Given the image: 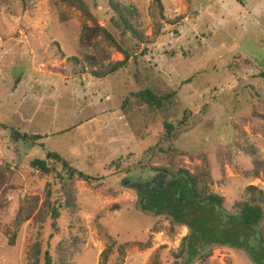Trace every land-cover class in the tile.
Returning <instances> with one entry per match:
<instances>
[{"label":"rangeland","instance_id":"obj_1","mask_svg":"<svg viewBox=\"0 0 264 264\" xmlns=\"http://www.w3.org/2000/svg\"><path fill=\"white\" fill-rule=\"evenodd\" d=\"M118 1L141 14L149 43L140 45L115 29L107 0H82L85 14L61 0H0V264H28L37 241L56 260L62 244L70 264H100L108 237L130 244L124 264H150L159 249L163 264H264V246L233 210L248 185L264 190V172L254 178V159L243 151L253 148L264 164V0H160L168 23L158 36L153 0ZM95 26L119 47L102 37L92 48L82 47L84 29ZM98 42L110 56L106 63L124 60L121 50L127 51L128 67L113 77H92L85 57L98 52ZM145 89L175 95L158 113L135 99L123 105ZM187 112L190 128L172 145L188 155L172 160L156 146L164 123L174 124ZM11 128L42 139L16 141ZM47 151L100 180L75 183L77 208L62 214L52 238L51 219L41 225L35 218L48 186L55 198L60 187L30 167ZM172 163L189 170L205 163L212 192L226 200L224 209H185L190 237L198 238L192 248L200 252L207 245L208 253L194 260L189 252L178 256L189 230H171L168 218L146 211L131 189L139 176L127 178L142 164ZM154 175H145L144 187L166 185ZM6 229L15 238L12 247ZM229 240L234 246L224 244ZM148 241L149 249L134 246Z\"/></svg>","mask_w":264,"mask_h":264},{"label":"trees","instance_id":"obj_2","mask_svg":"<svg viewBox=\"0 0 264 264\" xmlns=\"http://www.w3.org/2000/svg\"><path fill=\"white\" fill-rule=\"evenodd\" d=\"M61 1L67 3L70 6H77L84 14L86 12L82 0ZM107 1H109V7L112 12L111 23L115 29H117L123 36L135 40L136 43L140 45L149 43L148 37L142 29L143 22L141 19V14L136 8L131 5H125L118 0ZM150 10L151 16L155 23L153 35L158 36L164 27L163 25L168 23L166 22L165 14L163 13V4L160 0H153L150 5ZM98 37H102L104 41L108 43L107 45L115 44L113 45L115 48L119 47L113 36L106 29L101 28L100 26H95L94 28L86 27L84 29L80 41L81 46L84 48L91 47L93 44L92 42ZM94 48L97 49L98 52L94 53V55L85 57V60L87 61L86 67H88L89 74H91L92 77L97 79L113 77L128 67L131 56L127 51L121 50L124 55V60L114 63H106L110 60V56L105 50H102L101 44L99 42L95 43ZM71 61L77 60L72 59ZM86 67H84V72L87 71ZM174 95V92H170L165 95H158L151 89H145L132 93L124 100L123 105H126L131 99H135L140 105H143L149 109L150 112L158 113L164 110V104H166L168 100H170ZM190 117L191 114L187 112L182 119L174 124L164 123V132L161 135L162 137L160 144L156 146V148L158 147L160 152L170 156L172 160L188 155L174 148L172 143L183 131H186L190 128L187 126V124H190L188 123ZM11 132L13 138L16 141L34 144L42 139V137L37 135L20 133L13 128H11ZM243 151L245 154L251 156L254 159V178H260L261 173L264 172V164L261 163L257 158V152L253 148H244ZM30 167L41 177L54 178L60 187L57 193L58 197L55 198V193L52 189V186H48L45 203L35 218V222L41 225L44 223L43 219H45V221L47 218L51 219V227L54 232V234L50 236L52 238L56 233L59 232L58 222L61 219L62 214L64 212H73L77 208L76 192L74 190L75 183L78 181H83L91 185L93 183H98L100 180L97 177L79 171L73 167L69 161L56 152L47 151L44 159H34L31 161ZM136 168L137 169L129 170L130 174L127 178L135 180V176H139V180L132 182L133 186L134 183H139H137L134 187L132 186L131 188L137 193L138 202L142 203L143 207H146V211L148 210L149 212H157L158 215L168 218L171 223V230L176 227H185L189 230V235L186 236L181 242L178 256L182 257L185 252H189L191 254L189 256L190 259L194 260L197 257L206 255L208 252L205 254L203 252L206 251L205 247L207 245H205L200 252L196 250V247L192 248V245L198 242V238L192 237V239L190 237L191 230L188 223L186 222L187 220L185 221L183 217L185 209L188 206L194 205L191 210L193 208H198L200 210L209 204H214L220 209L225 208V198L219 194L213 193L211 190L212 178L208 166L204 163L200 166H196L194 170H189L185 167H182L181 165L172 163L169 167L163 168L152 167L148 166L147 164H142V167ZM146 174H155L152 176V178L160 176L163 178V181H166V185L161 188L152 185H150L149 189L144 187V185L147 184L145 181H148V176H145ZM127 180L124 181L125 185H128ZM183 184L188 188H181ZM136 186H140L142 189L138 191ZM183 190L188 192L189 197L185 198L183 196ZM240 199L241 200L235 202L233 205L236 221H238L241 225L254 229L259 243L261 246H264V190L258 186L248 185L244 189L243 197ZM172 210H175V212ZM172 212H174L173 215H171ZM30 217L31 216H29L27 219ZM17 221H19V218H17ZM5 234L10 237L9 245L11 247L14 246L15 238L11 237L10 231L8 229H6ZM108 238L110 243L106 246L105 250L101 254L100 264H124L127 248L130 246V244H118L116 241H113L111 237ZM224 244L234 246L230 240L226 241ZM151 245V241L134 244V246H137L141 250L149 249L151 248ZM212 247H214L213 244L210 246V248ZM160 251L161 249L155 252L153 258H151L152 260L150 264H163ZM57 254L58 260L54 259L52 253L48 249L43 250L41 241H37L33 243L30 248L28 264H70V255L62 244L58 247ZM209 255L211 256L210 253L207 256ZM199 261H203V258H200Z\"/></svg>","mask_w":264,"mask_h":264}]
</instances>
